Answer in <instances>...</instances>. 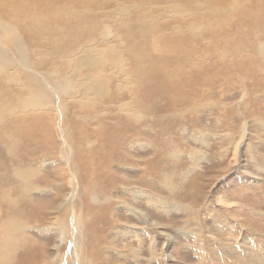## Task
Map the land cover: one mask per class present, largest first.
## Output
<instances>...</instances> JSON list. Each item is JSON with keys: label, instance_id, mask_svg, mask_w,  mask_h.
Wrapping results in <instances>:
<instances>
[{"label": "rangeland", "instance_id": "obj_1", "mask_svg": "<svg viewBox=\"0 0 264 264\" xmlns=\"http://www.w3.org/2000/svg\"><path fill=\"white\" fill-rule=\"evenodd\" d=\"M28 1L47 95L3 86L0 264H264V1L90 0L66 56Z\"/></svg>", "mask_w": 264, "mask_h": 264}, {"label": "bare ground", "instance_id": "obj_2", "mask_svg": "<svg viewBox=\"0 0 264 264\" xmlns=\"http://www.w3.org/2000/svg\"><path fill=\"white\" fill-rule=\"evenodd\" d=\"M14 1H18V0H14ZM20 2L22 0H19ZM50 1V4L52 5L51 6V9H52V14H53V17H55V19L57 18H60L58 20L60 21H63L62 22L65 26L67 25L68 28L65 30L63 29L64 27L62 25H60V21L56 20L55 24L56 26H62V29L65 30V31H69L67 32V35H69V40L71 39V42H70V45L68 46L67 44V41H65L64 38L58 36V35H52V42H51V46H56L57 47V50L59 52V55L60 56H66V55H69V54H72V49H70L71 46H73L75 43H76V40H77V34H76V31L77 29L79 28V30H81L82 28L79 26V27H75L76 25L75 24H72L71 23V20H70V16L71 17H76V19L78 18V16H82V14H85L84 16L87 17L86 19V23H87V31L85 32V36L86 38H91V36L94 34V33H98L100 32L101 34L103 33L101 27L99 28L98 25L99 24H93V22L98 18V15L95 14L94 16L92 15H87L86 10H83L81 9L80 11H77L76 13L72 14L71 15V8L70 6L72 7H78V8H81L83 6H85V8L87 9L88 13L90 12H93L94 9H98V3H95L92 5V7L90 6V0H49ZM99 1V0H98ZM97 1V2H98ZM139 1V0H137ZM144 0H140V2L143 3ZM146 2L147 1H153V0H145ZM197 1V2H196ZM254 1V0H253ZM264 1V0H263ZM30 2V0L28 1ZM196 2V3H195ZM195 2H188L186 4H184V6L182 5H179L178 8L180 7H183L184 10L187 9V7L189 8H192L193 9H197L199 8L200 6H209L210 8H219V9H223L226 5H229L231 2H233V0H195ZM247 5H249L251 2L250 0H247ZM26 4V3H25ZM32 4V3H30ZM29 4V5H30ZM264 4V3H263ZM19 6V2H16L13 3L12 0H0V90L1 92L3 91V86L5 83H8L9 84H15L17 82V92H20L22 95H26V97L24 98H21L18 102V104L16 105L15 107V110H19V109H23V110H31L33 108H35L37 106V102H36V99L38 98H43L47 95V91L45 90L44 86L42 85V75H41V72L40 70H38V66L37 64L34 63V58L32 55L33 54V51H35V48L37 47H40V42H39V37H32L30 38L29 33H25V35H27L29 38H27V42L25 41L24 37V32L25 30H23L22 28H24L22 25H21V22L22 20H24L25 22V19L26 18H23L24 16H26V14H28L29 12L26 11V9L24 10H21L19 8H16ZM37 6V5H35ZM34 6V7H35ZM126 6V5H125ZM258 6V5H257ZM28 7V6H27ZM263 7V6H262ZM66 8V9H65ZM131 8H133L131 6ZM130 8V9H131ZM18 9V10H17ZM31 9V7L29 8ZM36 9V7H35ZM130 9H127V10H130ZM181 9V8H180ZM260 9V8H258ZM264 9V8H263ZM45 10V8H44ZM70 10V12H69ZM90 10V12H89ZM183 10V11H184ZM191 10V11H192ZM257 10V9H256ZM254 10V11H256ZM36 11V10H35ZM34 11V13H35ZM48 11V10H47ZM51 11V10H49ZM66 11V12H65ZM126 11V9H125ZM182 11V12H183ZM31 14L30 16L32 15V11H30ZM37 12V11H36ZM44 12V11H43ZM128 12V11H127ZM252 12V11H251ZM40 13V12H38ZM61 13H65L64 16H61ZM62 14V15H63ZM257 14V13H256ZM28 16V17H30ZM68 16V20L67 19H64L65 17ZM134 15H132V18H133ZM255 16V15H254ZM34 24L38 21L39 16L37 15H34ZM204 17V16H203ZM206 17V16H205ZM46 18V17H45ZM48 18V17H47ZM50 18V17H49ZM32 19V18H31ZM35 19H36V22H35ZM82 19V18H81ZM256 19V18H255ZM259 19L263 20L264 19V13H262V17H259ZM91 20V22H90ZM202 20V19H201ZM32 21V20H30ZM48 21V20H47ZM51 21V20H50ZM74 21V19H73ZM72 21V22H73ZM257 21V19H256ZM42 22V21H41ZM40 22V23H41ZM46 22V21H45ZM44 22V23H45ZM54 22V21H53ZM52 22V23H53ZM29 23H33V22H29ZM39 23V22H38ZM58 23V24H57ZM61 23V24H62ZM76 23V22H75ZM79 23V22H78ZM93 26H92V24ZM83 24H84V21H83ZM264 24V23H263ZM43 25V24H42ZM47 25V24H45ZM36 25H34L33 27H35ZM51 26V25H50ZM84 26V27H86ZM95 26H97L99 29H97ZM31 27V26H30ZM52 27V26H51ZM110 27V26H109ZM28 28V27H27ZM45 28V27H44ZM53 29H56L54 27H52ZM58 31H59V27H57ZM29 29V28H28ZM31 29V28H30ZM39 29V28H38ZM42 30H45L43 28H41ZM94 29H97V30H94ZM33 28H32V31L30 32H33ZM56 32L53 30V34H57V31ZM61 30V29H60ZM36 31V30H35ZM34 31V32H35ZM49 31V30H48ZM47 31V32H48ZM112 31V30H110ZM23 32V33H22ZM33 32V33H34ZM46 33V32H45ZM51 33V31H50ZM59 33V32H58ZM107 33V32H106ZM110 33V32H109ZM260 33L263 34L264 33V26H260ZM31 34V33H30ZM44 34V33H43ZM42 34V35H43ZM82 34V33H81ZM50 35V34H49ZM83 35V34H82ZM82 35L80 36V38L82 37ZM103 35V34H102ZM108 35V34H107ZM36 36V35H35ZM107 38H109L108 36H106ZM66 38V37H65ZM78 38V39H80ZM104 38V37H103ZM106 38V39H107ZM89 40V39H88ZM82 41H84V39L82 38ZM90 41V40H89ZM86 42V41H85ZM76 45V44H75ZM80 46V45H79ZM82 46V45H81ZM74 47V46H73ZM30 48H33V49H30ZM77 49V48H75ZM37 50V49H36ZM39 51V54H40V49H38ZM104 50V49H103ZM102 50V51H103ZM77 51V50H76ZM106 51V50H105ZM112 51V50H111ZM78 52V51H77ZM37 53V52H36ZM37 58V57H36ZM58 58V57H57ZM61 58V57H60ZM119 59V58H118ZM37 60V59H36ZM59 60V59H58ZM66 60V59H65ZM68 60V59H67ZM70 61V60H69ZM66 63V62H64ZM73 63V62H72ZM71 63V65H73ZM63 64V63H62ZM35 65V68H33V66ZM116 65V63H115ZM65 67V66H64ZM15 71H19L18 74L14 75L13 73H11V71L13 69ZM72 69V68H71ZM30 71V72H29ZM39 71V72H38ZM103 71V69L101 70ZM29 72V73H28ZM55 72V71H54ZM53 72V73H54ZM68 73V72H67ZM52 74V73H51ZM15 76H17L18 80H16ZM51 76V75H50ZM60 77V76H59ZM46 79V78H45ZM71 79V78H70ZM59 80V79H58ZM47 81V80H45ZM48 82V81H47ZM56 83V82H55ZM20 84V85H18ZM45 84V82H44ZM48 84V83H46ZM49 85V84H48ZM51 85V84H50ZM2 86V87H1ZM53 86V85H52ZM51 86V87H52ZM68 86V85H67ZM65 86V88L67 87ZM50 87V89H51ZM54 87V86H53ZM70 87V86H69ZM9 88H7V92L10 91L8 90ZM59 89V88H58ZM60 90V89H59ZM62 90H65L64 89V86L62 88ZM55 91V90H54ZM0 92V99H2V96L3 95H6L8 96V93L7 92ZM49 92V91H48ZM62 92V91H61ZM54 93V92H53ZM49 97V96H48ZM54 97V96H53ZM91 103V102H90ZM94 103V102H93ZM61 105V104H60ZM39 106V104H38ZM63 107V106H62ZM64 108V107H63ZM59 109V107H58ZM26 112V111H25ZM61 113V112H60ZM67 150V149H66ZM65 150V151H66ZM65 153V152H63ZM77 177V176H76ZM25 179V178H24ZM77 179V178H76ZM76 181V180H75ZM77 191V190H75ZM73 217V216H72ZM73 219V218H72ZM79 222V221H78ZM70 223V222H69ZM68 223V224H69ZM76 224V223H75ZM77 225V224H76ZM69 226H71L69 224ZM77 227V226H76ZM79 227V226H78ZM18 228V227H17ZM65 229V228H64ZM68 229V228H67ZM66 229V231H67ZM11 230V229H10ZM70 230V229H69ZM69 232V231H68ZM70 233V232H69ZM66 234V232H65ZM76 236V235H75ZM74 237V236H73ZM13 246V244H12ZM79 246V245H78ZM6 250V249H5ZM7 252V251H6ZM8 255V252L6 254V256ZM10 255V253H9ZM7 261V260H6ZM11 263H13V261H10ZM35 262V261H34ZM37 262V261H36ZM31 263V262H30ZM29 263V264H30ZM231 263V262H230ZM14 264V263H13ZM35 264V263H34ZM229 264V263H228Z\"/></svg>", "mask_w": 264, "mask_h": 264}]
</instances>
